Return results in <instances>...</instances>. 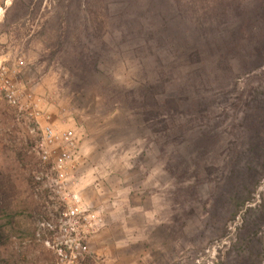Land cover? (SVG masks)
I'll use <instances>...</instances> for the list:
<instances>
[{"label": "rangeland", "instance_id": "1", "mask_svg": "<svg viewBox=\"0 0 264 264\" xmlns=\"http://www.w3.org/2000/svg\"><path fill=\"white\" fill-rule=\"evenodd\" d=\"M0 11V65L36 104L0 95V264H57L72 193L102 218L84 264H264V175L251 193L245 183L264 164V64L252 49L264 0H9ZM243 31L242 49L226 43ZM202 32L225 48L222 71L210 64L196 83L211 115L167 139L147 97L187 90L180 49ZM46 122L79 139L65 184L44 177L35 151Z\"/></svg>", "mask_w": 264, "mask_h": 264}, {"label": "built area", "instance_id": "2", "mask_svg": "<svg viewBox=\"0 0 264 264\" xmlns=\"http://www.w3.org/2000/svg\"><path fill=\"white\" fill-rule=\"evenodd\" d=\"M6 1L9 0H0V8ZM0 95L14 107L34 108L36 105L32 100L27 104L6 65H0ZM78 142V136L69 129H60L50 122L40 127L35 151L48 164L44 177L56 185L65 184L78 161ZM69 197L60 218L61 238L55 244L57 264H84L88 252L86 242L90 234L101 227L102 218L97 210L84 206L77 193Z\"/></svg>", "mask_w": 264, "mask_h": 264}, {"label": "trees", "instance_id": "3", "mask_svg": "<svg viewBox=\"0 0 264 264\" xmlns=\"http://www.w3.org/2000/svg\"><path fill=\"white\" fill-rule=\"evenodd\" d=\"M207 33H197L193 36H198V39L195 40L194 44L180 49L181 56L179 57L183 58V61L185 62L184 67H187L189 70V75L187 77L188 91L185 90L183 94H171L169 90L171 86L167 85L165 86V92H162V94L160 93L147 97L152 101L149 104L147 103L150 107V110L147 113L149 115L148 119H150L149 121H152V123L156 125L155 127H157L158 131L160 133L162 132L163 136L167 139L171 136L175 137L178 131H181L184 119L187 118L188 121L192 122L193 127H197V125L194 126L196 122L202 123L198 124V127H202L206 125V123H204L205 119L209 118L211 115L209 114V111H211L213 103L206 102L207 98L202 94L203 92L201 90V86H198L196 83L198 80L202 81L204 77H206V79L208 78L209 74L206 72V69L211 67L210 64H213L214 69L217 71H222L221 63L224 60V57H222L221 52L225 48H221L222 44L220 43L211 42L214 38H218L217 33ZM246 33L247 31L233 34L232 39L226 36L228 41L226 43L229 45L235 44L236 48L242 49L243 42H241V40L246 39ZM261 37H264V34H262ZM249 39L257 38L254 34H252V32H250ZM179 48L180 47L175 48L174 52L176 53ZM252 49L255 52L254 56L257 58L255 62L258 63V66L263 65L264 41L259 45L253 46ZM169 53H171V50ZM193 129L194 128L190 129L189 131ZM208 141L209 139L206 137V135L203 138H199L195 145L198 155L201 154V152L204 153L205 146L207 145ZM261 147L263 149L264 145ZM252 165L251 174L247 179H245L248 192L250 193L252 192L251 189L257 186L259 177L264 175L258 169H263L264 164L262 165V163L259 164V162H256ZM244 202H246V200H244Z\"/></svg>", "mask_w": 264, "mask_h": 264}, {"label": "bare ground", "instance_id": "4", "mask_svg": "<svg viewBox=\"0 0 264 264\" xmlns=\"http://www.w3.org/2000/svg\"><path fill=\"white\" fill-rule=\"evenodd\" d=\"M1 12V11H0Z\"/></svg>", "mask_w": 264, "mask_h": 264}]
</instances>
